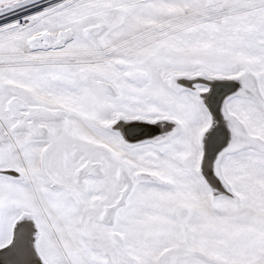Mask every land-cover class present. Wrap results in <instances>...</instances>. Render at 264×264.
<instances>
[{
  "label": "snow or ice",
  "instance_id": "6c2138e0",
  "mask_svg": "<svg viewBox=\"0 0 264 264\" xmlns=\"http://www.w3.org/2000/svg\"><path fill=\"white\" fill-rule=\"evenodd\" d=\"M0 264H264V0H0Z\"/></svg>",
  "mask_w": 264,
  "mask_h": 264
}]
</instances>
